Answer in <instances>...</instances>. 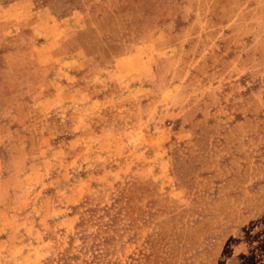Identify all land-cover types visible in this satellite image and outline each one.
<instances>
[{
    "label": "rangeland",
    "instance_id": "obj_1",
    "mask_svg": "<svg viewBox=\"0 0 264 264\" xmlns=\"http://www.w3.org/2000/svg\"><path fill=\"white\" fill-rule=\"evenodd\" d=\"M0 264H264V0H0Z\"/></svg>",
    "mask_w": 264,
    "mask_h": 264
}]
</instances>
